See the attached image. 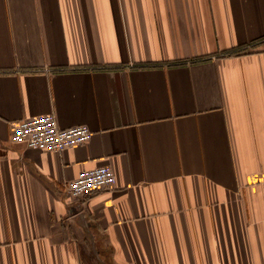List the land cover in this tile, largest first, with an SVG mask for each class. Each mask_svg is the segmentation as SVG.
<instances>
[{"label": "crops", "instance_id": "obj_1", "mask_svg": "<svg viewBox=\"0 0 264 264\" xmlns=\"http://www.w3.org/2000/svg\"><path fill=\"white\" fill-rule=\"evenodd\" d=\"M263 179L264 0H0V264H264Z\"/></svg>", "mask_w": 264, "mask_h": 264}, {"label": "built area", "instance_id": "obj_2", "mask_svg": "<svg viewBox=\"0 0 264 264\" xmlns=\"http://www.w3.org/2000/svg\"><path fill=\"white\" fill-rule=\"evenodd\" d=\"M93 132L86 125L61 128L53 114L18 121L12 127L11 140L26 147L47 152H61L86 144ZM116 175L111 168L102 166L81 171L69 181L66 192L74 198L86 199L94 193L116 187ZM264 190V179L261 181Z\"/></svg>", "mask_w": 264, "mask_h": 264}]
</instances>
